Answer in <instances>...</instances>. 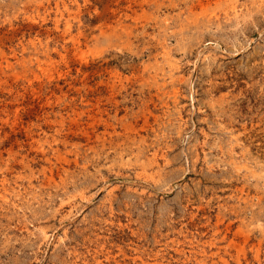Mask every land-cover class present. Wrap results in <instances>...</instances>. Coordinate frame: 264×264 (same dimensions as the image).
<instances>
[{"label":"rangeland","instance_id":"rangeland-1","mask_svg":"<svg viewBox=\"0 0 264 264\" xmlns=\"http://www.w3.org/2000/svg\"><path fill=\"white\" fill-rule=\"evenodd\" d=\"M0 264H264V0H0Z\"/></svg>","mask_w":264,"mask_h":264}]
</instances>
